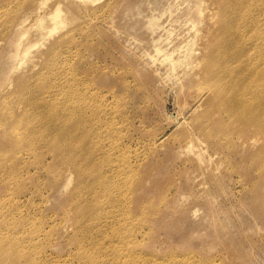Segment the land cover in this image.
I'll return each mask as SVG.
<instances>
[{"label":"rangeland","instance_id":"rangeland-1","mask_svg":"<svg viewBox=\"0 0 264 264\" xmlns=\"http://www.w3.org/2000/svg\"><path fill=\"white\" fill-rule=\"evenodd\" d=\"M33 1L0 0V93L12 98L0 111V225L37 233L24 237L26 262L46 245L64 256L48 264H264V132L198 103L163 60L191 39L195 0H64L69 24L45 43L70 39L45 68L52 102L40 99L52 120L78 118L62 131L41 112L29 123L16 99L18 77L37 75L32 57L12 70L19 35L39 42L34 21L55 3Z\"/></svg>","mask_w":264,"mask_h":264},{"label":"bare ground","instance_id":"bare-ground-1","mask_svg":"<svg viewBox=\"0 0 264 264\" xmlns=\"http://www.w3.org/2000/svg\"><path fill=\"white\" fill-rule=\"evenodd\" d=\"M84 1L93 2V0ZM47 2L48 0H34L35 9L33 6L31 9L40 12ZM63 3L64 0H55L49 10H44V13H39L37 16L33 26H36V30L41 34L39 42H31L27 38L29 31L26 33L23 32L26 30H23L20 33L17 57L15 56L16 64L14 63L12 67L16 72L32 57L29 72L37 71V75L25 77V74H22L18 77L14 89L16 99H21L25 105L22 117L27 118L30 123L37 116V112H41V121L50 126L61 124L60 131L66 126L76 129L80 124L78 118L72 112L60 110L66 115L62 119L52 120L51 111L45 107L42 109L40 99L52 102L51 83L48 85L46 80L50 75H47L45 68L50 60H54L60 46L70 39L66 36L67 33L49 44L45 43L69 24ZM193 10L190 23L192 37L190 36L191 39L187 42L184 52L177 57L173 53H166L163 60L170 63V71L174 75L177 68L182 67L191 82L189 86L191 90L199 92L196 99L198 103L204 99L211 100L213 104L232 115L250 133L264 132V0H195ZM204 12L206 19L202 18ZM204 20L206 28L202 30L200 25ZM24 21L17 23L16 27L23 28ZM197 38L201 42L198 41V45H195ZM44 45H46L44 50L37 51ZM9 92L3 90L0 93V111L5 113L6 109L2 105L11 101ZM34 95H36L35 101L30 99ZM68 121L71 124H68ZM19 136L22 134L19 133ZM71 137L81 136L76 133V135L71 134ZM191 141L194 142L193 138ZM186 148L192 150L193 143H189ZM196 155V161L201 163L203 159L200 154L196 153ZM70 180L71 177L68 183ZM92 208L91 201H87L78 209L80 213L84 211L85 216L90 218ZM2 225H6L9 231L6 234L0 233V264H28L26 260L30 256L35 259L36 257L27 250L24 237H34L37 233L33 230L28 233L29 228L22 223L11 225L2 223L0 229ZM111 246V244L104 246L103 251L106 252V248ZM35 254L40 256L41 260L34 264H48L51 260L64 257L49 252L46 245H37ZM126 254L118 248L115 262L120 263L122 256Z\"/></svg>","mask_w":264,"mask_h":264}]
</instances>
